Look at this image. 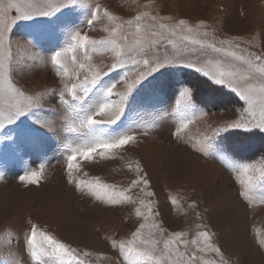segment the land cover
I'll list each match as a JSON object with an SVG mask.
<instances>
[{
	"label": "rangeland",
	"instance_id": "obj_1",
	"mask_svg": "<svg viewBox=\"0 0 264 264\" xmlns=\"http://www.w3.org/2000/svg\"><path fill=\"white\" fill-rule=\"evenodd\" d=\"M33 2L39 4L43 0ZM87 2L93 8L99 3L102 9L107 8L123 20L140 13H148L145 23H151L152 16L165 17V23L185 19L194 27L199 25L201 32H214L218 39L234 38L242 48L264 52V0ZM15 14L14 9L9 13L10 16ZM90 15V7L73 5L50 17L36 16L16 21L10 32L14 64L20 65L16 68L15 80L29 91L45 87L58 89L60 78L53 75L51 52L66 46L73 30L97 40L107 37L103 31L106 18L98 19L93 28H88L86 22ZM28 40L38 49L30 47ZM160 54L164 55L163 48ZM92 55L93 62L101 66L110 65L113 60L111 52ZM67 66L71 70L70 59ZM33 67L35 71L31 70ZM120 74V70H116L103 77L93 98L100 99L101 88L119 79ZM201 80L215 87L210 92L200 84L202 90L210 92L201 97L205 105L198 103L192 89L197 84L199 90ZM185 86L192 89L187 104L209 112L206 120L200 118L191 122L189 135L194 139L204 133L208 124L239 115L234 109H239L243 102L228 88L213 84L194 69L164 66L136 85L126 101L121 121L115 126L135 119L144 124H155L150 134L138 137L137 144L121 153L123 159L110 156L96 158V162H81V170L74 175L84 180L99 178L123 190L135 179V170H130L128 164L134 165L139 160L148 173L154 195L148 197L139 188L132 189L129 194L137 201L152 200L153 211L160 212L156 220L168 232H187L188 239H191L197 225H206L207 230L215 234L213 241L222 248L229 264H264V249L255 242L256 230L264 232V204L259 200L251 207L242 203L236 196L237 186L230 180L228 172L219 164L206 162L170 135L179 123L176 102ZM218 90L223 94L226 92L227 96L219 94ZM117 91H123L122 86L118 85ZM53 111L56 115H52ZM37 115L43 120L56 121L55 134L36 123L30 115L21 116L13 125L6 126V132L0 129V264H16L17 261L32 264L23 244V232L30 223L37 224L39 230L55 235L79 251H87L89 255L84 258L85 264H121L122 258L116 249L111 248L110 241L130 238L131 232L143 222L142 217L135 215L136 205L109 206L68 183L63 144L70 137L64 134L61 123L66 112L56 99L46 96L44 110ZM213 147L237 160L254 161L259 167L264 152V131L257 128L247 131L230 129L213 141ZM32 171L40 173L37 183L29 184L18 179ZM169 196L178 200L175 209L168 202ZM192 201L197 202V207L188 206ZM207 258H213V254H207Z\"/></svg>",
	"mask_w": 264,
	"mask_h": 264
},
{
	"label": "snow or ice",
	"instance_id": "obj_2",
	"mask_svg": "<svg viewBox=\"0 0 264 264\" xmlns=\"http://www.w3.org/2000/svg\"><path fill=\"white\" fill-rule=\"evenodd\" d=\"M73 5L91 8L86 22L88 28H93L98 19L106 18L103 31L107 37L97 40L73 30L69 43L52 51L50 56L51 67L55 69L53 75L60 78L61 86L58 89L27 90L15 80V71L20 65L14 64L10 37L13 25L21 19L50 17ZM13 9L16 14L10 16ZM147 19L148 13H140L123 20L107 8L102 9L99 3L93 8L87 0H43L39 4L33 0H7L6 3L0 0V129L6 132V126L13 125L21 116L30 115L36 123L55 134L56 121L43 120L37 113L44 110L46 96L57 100L66 112L65 120L61 122L63 132L70 137L63 144L68 183L109 206L136 205L135 215L143 218L130 238L110 241L111 248L116 249L122 258L121 264H229L222 248L213 241L215 234L210 233L206 225H197L191 239H188L187 232H168L156 220L160 212L153 211L152 200L133 199L129 193L134 188H139L148 197L154 195L150 190L148 173L139 160L134 165L128 164L130 170H135V179L123 190L99 178L84 180L74 175L81 170V162H96V158L107 159L110 156L123 159L121 153L137 144L138 137L149 135L155 124L132 119L115 127L124 115L130 93L141 80L164 66H185L213 84L228 88L243 104L234 109L239 113L235 118L208 124L204 133L194 139L189 135L191 122L200 118L206 120L209 112L187 104L192 89L185 86L176 102L179 123L170 135L206 162L219 164L228 172L230 180L237 186L236 196L242 203L251 207L259 200L264 204V152L257 167L254 161L237 160L213 147V141L230 129L247 131L257 128L264 131V52L242 48L234 38L218 39L214 32H201L199 25L194 27L185 19L165 23V17L152 16L151 23H145ZM28 44L38 49L31 40ZM162 48L163 56L160 54ZM105 52L112 53V63L95 64L92 54ZM69 59L71 70L67 66ZM116 70H120L119 79L101 88V98L94 99L93 94L102 78ZM118 85L123 91H117ZM52 115L56 112L53 111ZM39 176V172L32 171L18 179L34 184ZM168 202L174 209L178 204L172 196L168 197ZM188 206L195 208L197 202L192 201ZM255 242L264 249V232L259 229L256 230ZM23 244L32 264H85L84 258L89 255L87 251H79L55 235L39 230L35 223H30L23 232ZM209 253L213 258H207Z\"/></svg>",
	"mask_w": 264,
	"mask_h": 264
},
{
	"label": "trees",
	"instance_id": "obj_3",
	"mask_svg": "<svg viewBox=\"0 0 264 264\" xmlns=\"http://www.w3.org/2000/svg\"><path fill=\"white\" fill-rule=\"evenodd\" d=\"M200 84H202L203 85V87H201V88H207V89H209V91L210 92H212V90L215 88L213 85H211V83H209V82H207L206 80H201V82L199 83V90L196 88V86H197V84H195V85H193V87H192V89L194 90V96L196 97V99H197V101H198V103H200V104H204L205 105V103L203 102V100H201V97L202 96H204V95H206L207 93H210V92H208V91H206V90H202L201 88H200ZM220 89V88H219ZM217 90V89H216ZM219 92V94H223V91L221 90H218ZM197 92V93H196ZM221 92V93H220ZM225 94H223V95H226L227 93L226 92H224ZM214 95V94H213ZM227 96V95H226ZM209 104H211L210 102H209ZM214 104H216V103H214ZM262 148V146L260 145L259 146V149H261Z\"/></svg>",
	"mask_w": 264,
	"mask_h": 264
}]
</instances>
